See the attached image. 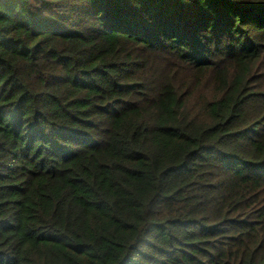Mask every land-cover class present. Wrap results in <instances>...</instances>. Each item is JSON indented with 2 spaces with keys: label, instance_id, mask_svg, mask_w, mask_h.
<instances>
[{
  "label": "trees",
  "instance_id": "trees-1",
  "mask_svg": "<svg viewBox=\"0 0 264 264\" xmlns=\"http://www.w3.org/2000/svg\"><path fill=\"white\" fill-rule=\"evenodd\" d=\"M0 264H264V0H0Z\"/></svg>",
  "mask_w": 264,
  "mask_h": 264
}]
</instances>
